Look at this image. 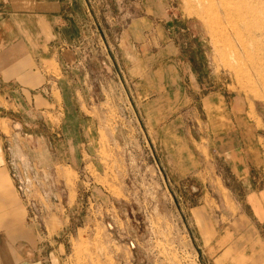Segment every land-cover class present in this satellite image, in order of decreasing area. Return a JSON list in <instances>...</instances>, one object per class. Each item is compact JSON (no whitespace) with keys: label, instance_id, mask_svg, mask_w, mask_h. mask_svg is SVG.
<instances>
[{"label":"rangeland","instance_id":"374dc122","mask_svg":"<svg viewBox=\"0 0 264 264\" xmlns=\"http://www.w3.org/2000/svg\"><path fill=\"white\" fill-rule=\"evenodd\" d=\"M81 2L55 35L0 0V55L51 58L17 47L0 76L18 194L60 264H209L202 208L264 186V0Z\"/></svg>","mask_w":264,"mask_h":264},{"label":"crops","instance_id":"0c3cea01","mask_svg":"<svg viewBox=\"0 0 264 264\" xmlns=\"http://www.w3.org/2000/svg\"><path fill=\"white\" fill-rule=\"evenodd\" d=\"M24 4L26 8L16 10L18 14L38 18L48 27L49 33L55 35L57 33L51 24V18L61 23L68 20L66 25L69 27V19L74 18L73 13L78 11L75 8L82 7L81 0H24ZM64 30L66 28H62L61 32ZM8 46L10 47L3 46L4 53L0 55V76L2 75L3 82L12 80L6 78V69L17 47L20 48V53L24 50L20 60L27 59L28 56L35 61L51 59L31 51L26 44ZM46 47L48 48L47 45ZM57 55L58 52L52 58ZM13 92L4 93L0 90V98L10 104L9 108L18 105L16 93ZM15 112L14 109L10 114L0 111V264H60L59 247L53 246L54 242L58 243L57 237L42 234L36 222L30 218L29 210L18 194L17 183L9 165L3 119L17 118L14 116ZM20 124L23 128L24 125ZM13 150L16 157L22 152L27 159L25 164L29 163L28 153L18 143ZM252 165L255 163L245 156L238 158V166L244 167L246 178L250 177ZM229 191L232 200L230 207L225 204L216 218L210 208H202V219L194 232L201 256L208 258L209 264H264V186L257 189L249 187L241 201L236 196L238 192L232 188Z\"/></svg>","mask_w":264,"mask_h":264},{"label":"built area","instance_id":"2783aa9c","mask_svg":"<svg viewBox=\"0 0 264 264\" xmlns=\"http://www.w3.org/2000/svg\"><path fill=\"white\" fill-rule=\"evenodd\" d=\"M13 177L16 180L17 183V187L21 192H24L26 189V184H27V180L25 179V177H23V175L17 174L14 171H12Z\"/></svg>","mask_w":264,"mask_h":264},{"label":"bare ground","instance_id":"6f19581e","mask_svg":"<svg viewBox=\"0 0 264 264\" xmlns=\"http://www.w3.org/2000/svg\"><path fill=\"white\" fill-rule=\"evenodd\" d=\"M20 155V154H19ZM19 158L22 160V162L25 164L26 163V161H27V159H26V157L22 154V152H21V155L19 156ZM26 165V164H25ZM31 184V183H30Z\"/></svg>","mask_w":264,"mask_h":264}]
</instances>
